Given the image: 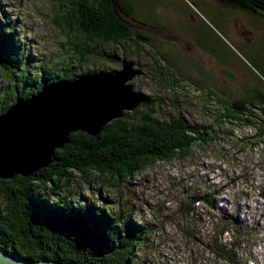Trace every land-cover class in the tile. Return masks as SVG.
<instances>
[{
	"label": "rangeland",
	"instance_id": "1",
	"mask_svg": "<svg viewBox=\"0 0 264 264\" xmlns=\"http://www.w3.org/2000/svg\"><path fill=\"white\" fill-rule=\"evenodd\" d=\"M131 2L139 21L116 12L148 40L107 43L79 57L72 48L74 32L54 22V0H0V30L11 29L10 47L19 56L14 75L0 67V108L12 103L10 95L30 89L29 82L20 79L34 80L42 63L63 66L71 61L76 73L108 71L120 68L122 56L143 69L129 82L134 91L153 98L155 114L161 118L180 113L191 122L219 126L217 99H253L264 105L263 18L220 0ZM156 20L168 27L156 26ZM170 76L181 80L174 89L166 84ZM207 90L216 98L208 97ZM223 126L233 132H220L208 145L194 143L186 156L156 160L125 179L90 169L62 182V188L53 191L47 183L40 184L39 191L52 199L69 195L100 205L108 214L120 210L122 219L141 224L146 238L135 245L131 264H242L245 258L247 264H264V142L239 140L248 133V141H257L252 127L229 120ZM42 150L34 148L35 156ZM220 186L224 189L218 206L227 218L211 209L200 220L196 215L191 219L185 206L180 207L186 196L189 200L200 189ZM223 228L227 230L221 232ZM231 239L243 241L237 263L213 254L215 244Z\"/></svg>",
	"mask_w": 264,
	"mask_h": 264
},
{
	"label": "trees",
	"instance_id": "2",
	"mask_svg": "<svg viewBox=\"0 0 264 264\" xmlns=\"http://www.w3.org/2000/svg\"><path fill=\"white\" fill-rule=\"evenodd\" d=\"M54 1L58 9L54 22L74 32L76 40H73L72 48L79 57L91 54L98 46L107 43L115 45L128 39L135 43L148 40L147 35L130 27L116 12L117 9L137 20L131 0ZM220 1L231 9L248 11L264 19V0ZM156 22L158 27H168L158 20ZM11 45H14L11 29L0 30V67L13 74V68H18L19 56L12 51ZM14 59L16 62H11ZM154 60L158 62L155 55ZM76 68L71 61L63 66L42 63L41 72L34 80L24 76L20 79L24 84L29 82L30 89L9 98L13 102L18 97L34 94L50 81L97 71L93 68L76 73ZM180 81L179 77L170 76L166 84L174 89ZM141 94V102L105 122L96 134L81 129L70 131L69 140L53 149L48 165L28 175L0 176V248L32 259L53 258L63 264H131L135 245L139 239L146 238L147 231L141 224L128 217L122 219L120 210L108 214L103 206L82 203L69 195L52 199L50 194H41L40 184L50 183L55 191L76 173L84 176L90 169L125 179L156 160L186 156L194 143L208 145L220 132H233L232 128L223 126L225 120L252 127L257 136V141H248L251 135L244 133L239 140L251 145L264 142V105L257 100L217 99L221 109L216 116L219 126H215L213 123L191 122L180 113H168L161 118L155 114L153 98ZM206 95L216 98L212 90H207ZM8 106L3 103L0 112ZM223 189L224 186L200 189L189 200L186 196L180 207L185 206L184 212L191 219L196 215L200 220L211 209L220 210L227 218L218 206V195ZM223 230L227 228L221 232ZM241 244V239L215 244L213 254L237 263ZM242 264H247L246 258Z\"/></svg>",
	"mask_w": 264,
	"mask_h": 264
},
{
	"label": "water",
	"instance_id": "3",
	"mask_svg": "<svg viewBox=\"0 0 264 264\" xmlns=\"http://www.w3.org/2000/svg\"><path fill=\"white\" fill-rule=\"evenodd\" d=\"M143 72L133 59L122 56L118 69L85 72L73 78L50 81L34 94L15 99L0 112V176L31 174L48 165L53 149L69 140L70 131L81 129L96 134L105 122L121 115L124 109L136 106L142 94L132 89L129 80ZM69 99H72L69 102L72 107L77 105L74 109L61 105ZM9 121L16 122L18 131L10 128ZM54 121L58 124L52 125ZM46 123L53 126L54 137L42 129ZM34 129L38 131L31 133ZM19 132L31 135L32 142L25 144ZM41 140L48 150H42L36 157L34 145H42ZM0 264L63 263L47 257L32 259L0 248Z\"/></svg>",
	"mask_w": 264,
	"mask_h": 264
},
{
	"label": "bare ground",
	"instance_id": "4",
	"mask_svg": "<svg viewBox=\"0 0 264 264\" xmlns=\"http://www.w3.org/2000/svg\"><path fill=\"white\" fill-rule=\"evenodd\" d=\"M73 100H75L74 98H73ZM70 101H72V99H69L67 102H61V105L63 106V107H66V108H71V109H74L76 106H71L70 105ZM102 112V111H101ZM34 114H36V112H34ZM40 116H42L41 114H40ZM43 117V116H42ZM34 119H36V117H34ZM40 121H41V119H40ZM10 122V121H9ZM8 123V122H7ZM15 123L16 122H10V128L12 129V128H14L16 131H18V128H17V126L15 125ZM54 124H58L57 123V121H54L53 123H52V125H54ZM51 125V123H49V124H47L46 123V125H44L43 127H42V129H44L45 131H49L48 132V134L49 135H51L52 137H54V133H53V126ZM29 128V127H28ZM36 128V127H35ZM10 130V129H9ZM29 131V130H28ZM38 131V129H34L31 133H36ZM56 131V130H55ZM20 133V135H21V137L24 139V143L25 144H30V142H32V140H31V135H29V134H27V133H22V132H19ZM18 133V134H19ZM18 134H17V136H18ZM57 136V135H56ZM51 137V138H52ZM19 141V140H18ZM42 145H39V144H36V145H34L35 147L34 148H42V149H48V147H44V145H46V144H44V140H41V142H40ZM51 144V143H50ZM50 144H47V145H50Z\"/></svg>",
	"mask_w": 264,
	"mask_h": 264
},
{
	"label": "clouds",
	"instance_id": "5",
	"mask_svg": "<svg viewBox=\"0 0 264 264\" xmlns=\"http://www.w3.org/2000/svg\"><path fill=\"white\" fill-rule=\"evenodd\" d=\"M105 71V70H104ZM14 102V101H13ZM11 104V103H10ZM250 259V258H249Z\"/></svg>",
	"mask_w": 264,
	"mask_h": 264
}]
</instances>
